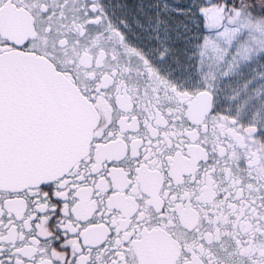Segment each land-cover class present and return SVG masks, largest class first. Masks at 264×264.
Here are the masks:
<instances>
[{"label": "snow or ice", "instance_id": "snow-or-ice-1", "mask_svg": "<svg viewBox=\"0 0 264 264\" xmlns=\"http://www.w3.org/2000/svg\"><path fill=\"white\" fill-rule=\"evenodd\" d=\"M0 264H264V0H0Z\"/></svg>", "mask_w": 264, "mask_h": 264}]
</instances>
